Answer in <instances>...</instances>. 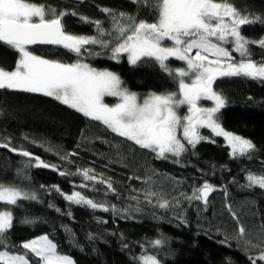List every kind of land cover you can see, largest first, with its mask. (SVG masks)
Returning a JSON list of instances; mask_svg holds the SVG:
<instances>
[{"label":"trees","instance_id":"16d2710c","mask_svg":"<svg viewBox=\"0 0 264 264\" xmlns=\"http://www.w3.org/2000/svg\"><path fill=\"white\" fill-rule=\"evenodd\" d=\"M34 2L54 7L57 12L67 11L69 14L62 23L68 33L76 35H96L95 26L83 22L81 16L100 20L109 28L110 17L102 12L103 8L128 13L138 21L152 23L156 20L150 7L132 0ZM232 3L242 11L264 18V0H232ZM72 12L77 15H71ZM242 34L258 40L264 37V25L244 27ZM87 47L102 54L89 55L88 51H82L78 57L63 47L46 44H35L28 49L44 59L61 63H75L79 59L90 66L114 71L127 89L138 93L177 90L178 83L155 62L143 61L131 66L124 54L119 60H112L109 50H102L99 45ZM251 52L254 60L264 59V49L251 46ZM18 56V52L0 43V67L12 70ZM170 63L179 64L172 59ZM213 87L227 100V107L219 118L222 127L256 145L251 159L231 158L223 138L205 128L201 133L207 139L195 148L183 140L181 131L177 133L186 147L178 163L173 156L158 159L151 150L140 148L102 122L85 117L53 97L0 90V144L9 143L10 148L27 150L57 168L32 167L24 170V175L29 177L24 179L17 175V170L23 169L27 158L0 147V182L36 191L40 198L39 202L21 201L15 208L14 226L7 234L8 243L19 246L21 242L48 234L58 245L59 252L71 257L74 264H136L133 258L141 254V244L164 237L167 241L162 248L153 250L146 246L143 249L157 255L161 264H228L229 261L250 264L241 250L244 240L237 237V232L243 225L246 229L244 239L255 243L264 224V189L242 187L248 172L264 174V82L226 77L218 78ZM72 153L75 155H70ZM78 169L91 170L98 181L111 183L115 193L107 192L106 183L85 181L80 174H59L61 171L76 173ZM205 181L216 189L210 193L207 205L202 201L189 203L180 195H191L193 188ZM83 184L88 187H81ZM41 185L53 190L43 191ZM53 186H58L65 194L80 191L97 203L114 204L118 209L139 206L143 210L132 213L131 218H122L111 211L70 204ZM150 191L156 196L151 198L152 204H147L145 195ZM160 199L173 204L178 199L180 203L162 209L157 206ZM49 204L55 207L50 208ZM0 210L5 208L0 207ZM232 212L237 213L239 225ZM25 218L35 222L22 223ZM64 226L71 229V234ZM89 233L94 234L95 239L89 241ZM226 239L227 244L220 243ZM125 244L127 248L123 247ZM258 253L259 249L250 250L251 255Z\"/></svg>","mask_w":264,"mask_h":264},{"label":"snow or ice","instance_id":"6c2138e0","mask_svg":"<svg viewBox=\"0 0 264 264\" xmlns=\"http://www.w3.org/2000/svg\"><path fill=\"white\" fill-rule=\"evenodd\" d=\"M135 4L150 7L156 20L149 23L137 20L125 12H115L103 8L102 12L110 17V27L105 28L100 20H90L81 16L85 23L95 26L96 35H76L68 33L62 23L67 11L37 4L34 0H0V43L18 52L19 56L12 70L0 67V90H15L27 93H42L54 97L62 104L82 113L85 117L100 121L120 137L132 141L142 149L151 150L158 159H167L168 155L177 158L186 151L185 143L177 135L182 129L183 140L193 148L207 139L200 134L201 128L210 129L215 136H222L230 148V157L251 159L256 145L249 139L226 131L220 122L222 110L227 107V100L213 88L218 78H245L264 82V59L256 61L252 57L251 46L264 49V37L252 40L242 34V29L250 25H264V18L259 14L238 9L232 0H132ZM71 15H77L75 12ZM170 42V43H168ZM46 44L60 46L78 57L82 51L89 55H101L92 52L87 46L99 45L102 50L110 51L109 59L119 60L122 54L127 56L129 65L136 66L143 61L155 62L160 69L178 83L177 92L157 94L150 92L141 102L138 94L123 86L120 76L109 70H98L89 64L77 60L75 63H61L44 59L29 51V45ZM230 45V47H225ZM194 52V55H193ZM234 53L239 54L238 58ZM169 58H176L186 64V68L171 69ZM190 82H186L189 81ZM106 96L116 97L119 102L109 106L103 102ZM201 101H211L212 107L199 106ZM187 106V113L181 117L178 109ZM13 153L27 158L23 169L17 170L18 176L32 167H52L39 157L23 149L10 148L9 143L0 144ZM70 155H75L72 153ZM35 160L33 164L32 161ZM61 176H83L85 181L106 183L107 192L115 193L112 184L98 181L91 170H77L76 173L61 171ZM151 177H149V180ZM245 188L264 189V174L248 172L245 176ZM87 188V184L81 185ZM53 188L70 204L86 206L90 209L111 211L113 215L131 218L132 213L143 209H118L116 205L108 206L97 203L80 191L63 193L58 186ZM43 191L52 188L40 186ZM93 191H98L93 188ZM216 189L205 181L194 187L191 195L181 193L189 203L202 201L207 205L209 195ZM107 192L105 194H107ZM227 196V191L225 190ZM155 192L145 195V202L152 204ZM36 191H28L16 184L0 182V264H74L71 257L61 254L58 245L48 234L19 246L8 243L7 234L14 226L15 208L21 201L39 202ZM133 199H137L133 197ZM160 199L157 206L162 209L178 206ZM50 208L55 205L49 204ZM57 212L60 209H56ZM229 211L231 207L229 206ZM71 215V213H69ZM233 219L239 225L237 213L232 212ZM34 220L25 218L22 223L32 224ZM104 223V221H99ZM71 234V229L64 226ZM246 229L240 225L237 237L244 240L241 249L250 264H264V224L257 233V240L244 239ZM89 241L95 239L89 233ZM167 238L161 237L141 244L142 252L134 257L136 264H161L158 256L143 251L145 247L158 250L164 246ZM227 244V239L220 241ZM127 248L128 245H124ZM19 249V250H18ZM251 249H259L258 255H251ZM228 264H231L229 261Z\"/></svg>","mask_w":264,"mask_h":264},{"label":"rangeland","instance_id":"374dc122","mask_svg":"<svg viewBox=\"0 0 264 264\" xmlns=\"http://www.w3.org/2000/svg\"><path fill=\"white\" fill-rule=\"evenodd\" d=\"M168 43H170V42H168ZM225 47H230V45H225ZM193 55H194V52H193ZM234 55L238 58V56H239V54H236V53H234ZM127 57V56H126ZM176 60L179 64H173V63H170V60ZM128 62V61H127ZM168 66H169V68H171V69H177V68H182V67H185L186 68V64L183 62V61H179V60H177L176 58H169V60H168ZM91 67H93V66H91ZM93 68H96V67H93ZM96 69H98V70H108V69H105V68H96ZM109 71H111V70H109ZM111 72H114V71H111ZM114 73H116V72H114ZM117 74V73H116ZM186 82H190V80L189 81H186ZM124 86V85H123ZM125 87V86H124ZM214 88V87H213ZM129 90V89H128ZM215 90V89H214ZM129 91H131V90H129ZM178 91V87H177V90L175 91V92H177ZM216 91V90H215ZM131 92H135V93H137L138 94V99L142 102L143 101V98L144 97H146L150 92H152V91H147V92H137V91H131ZM156 93V92H155ZM42 94V93H41ZM157 94H160V93H157ZM54 98V97H53ZM103 102L104 103H106V104H108L109 106H112V105H114V104H116V103H118L119 102V100H118V98H116V97H110V96H106V97H104L103 98ZM65 105V104H64ZM199 106H201V107H212L213 106V104H212V102L211 101H201L200 102V104H199ZM178 115H180L181 117H183L186 113H187V106H181L178 110ZM205 129H207V128H205ZM208 130H210V129H208ZM226 130V129H225ZM179 131H181V135H182V129H177V133H179ZM211 131V130H210ZM227 131V130H226ZM202 132V128L200 129V134H201V136H203L204 137V134L203 133H201ZM230 132V131H229ZM178 135V134H177ZM179 137V136H178ZM222 137V136H221ZM223 138V137H222ZM205 140V139H204ZM223 140H224V138H223ZM224 142H225V144H226V141L224 140ZM227 145V144H226ZM230 149V148H229ZM230 153V152H229ZM168 156H171V154H167ZM41 236V235H40ZM34 239V238H33ZM29 241V240H28ZM258 255V254H257ZM258 264H262V262H258Z\"/></svg>","mask_w":264,"mask_h":264},{"label":"water","instance_id":"95a60500","mask_svg":"<svg viewBox=\"0 0 264 264\" xmlns=\"http://www.w3.org/2000/svg\"><path fill=\"white\" fill-rule=\"evenodd\" d=\"M29 46H33V45H29ZM28 47V46H27Z\"/></svg>","mask_w":264,"mask_h":264}]
</instances>
